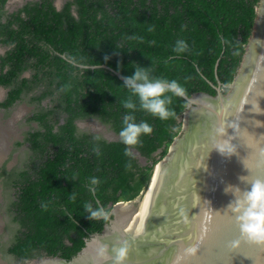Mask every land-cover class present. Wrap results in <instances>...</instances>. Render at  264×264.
<instances>
[{
  "label": "trees",
  "instance_id": "trees-1",
  "mask_svg": "<svg viewBox=\"0 0 264 264\" xmlns=\"http://www.w3.org/2000/svg\"><path fill=\"white\" fill-rule=\"evenodd\" d=\"M7 1L0 0V44L9 47L0 55V87L9 92L0 107L13 106L24 94L33 93L29 103L52 99V106H38L30 119L42 129L27 136L35 178L23 170L14 181L21 187L13 219L19 228L8 252L20 260L45 254L71 259L89 234L108 223L89 220L85 204L96 208L99 200L109 210L111 202L141 197L180 132L187 106L184 98L172 97L176 115L166 121L133 113L137 123L153 128L131 148L147 159L142 165L133 151L125 155L129 146L121 139L78 133L77 120L96 118L119 135L130 111L122 101L131 95L110 71L80 65H108L130 76L138 64L151 67L153 77L178 81L189 96L214 95L218 79L229 85L237 73L259 0H71L61 10L53 0H41L8 15ZM178 40L189 50L174 52ZM93 177L98 185H91Z\"/></svg>",
  "mask_w": 264,
  "mask_h": 264
},
{
  "label": "water",
  "instance_id": "water-1",
  "mask_svg": "<svg viewBox=\"0 0 264 264\" xmlns=\"http://www.w3.org/2000/svg\"><path fill=\"white\" fill-rule=\"evenodd\" d=\"M255 12L233 81L211 83L214 95L198 91L184 97L181 130L154 166L142 196L114 204L103 230L91 234L71 259L45 255L33 264H112L111 259H98L97 241L108 246L109 256L114 246L127 241L125 264H264V245L241 236L228 209L235 197L224 191L228 185L250 189L240 177L264 180V0ZM84 66L104 68L122 80L108 65ZM222 141L235 154L224 156L214 148ZM236 240L239 244L233 247ZM189 247L198 249L195 255L187 253Z\"/></svg>",
  "mask_w": 264,
  "mask_h": 264
},
{
  "label": "clouds",
  "instance_id": "clouds-1",
  "mask_svg": "<svg viewBox=\"0 0 264 264\" xmlns=\"http://www.w3.org/2000/svg\"><path fill=\"white\" fill-rule=\"evenodd\" d=\"M189 50L188 44L183 40H178L173 48L176 53H184ZM105 61L109 57L105 56ZM101 67L100 64H98ZM87 67V66H84ZM119 67V66H118ZM135 71L130 76H122L123 87L128 89L131 95L122 101L123 107L130 110L123 116V127L119 132L121 142L129 147L125 148V155L132 157L131 148L141 144V137L151 135L153 128L146 121L136 122L135 111L142 110L150 115L159 118L162 121L175 117V110L170 108L173 100L172 97H186V89L176 80H168L165 78L153 77L151 75V67H142L135 64ZM170 94V95H169ZM135 97L136 99H133ZM137 100L139 104L137 105ZM220 135L224 134V130H218ZM214 148L224 156H232L235 154L232 146L227 142H218ZM96 151V149H94ZM98 154V152H97ZM131 167V163L127 165ZM251 185L250 189L241 190L237 186L228 185L225 193H232L235 199L228 205L235 217L236 223L242 237L257 245H264V180H249L248 177H240ZM100 181L93 177L91 185H98ZM94 192V188L90 189ZM75 196L73 195V199ZM85 211L89 214V220H103L106 223L110 220L112 212L104 207L97 206L93 208L92 204H85ZM239 240L233 241L232 246L236 247ZM96 255L98 259L107 261L112 260V264H125L129 253V245L124 241L119 246L111 249L112 255L109 256V249L106 244L97 241ZM198 249L189 247L187 253L195 255Z\"/></svg>",
  "mask_w": 264,
  "mask_h": 264
},
{
  "label": "flooded vegetation",
  "instance_id": "flooded-vegetation-1",
  "mask_svg": "<svg viewBox=\"0 0 264 264\" xmlns=\"http://www.w3.org/2000/svg\"><path fill=\"white\" fill-rule=\"evenodd\" d=\"M13 1L14 0H8L5 5L4 11L7 15L15 11H18L19 9L24 7L27 3L37 2L41 0H22L23 2H21L17 7H13L14 6ZM68 1L71 0H58V1L53 0V4L56 6L58 10H61ZM59 4L61 5L58 6ZM1 47L5 48V51L4 53H0V55H4L5 52L9 49V47L0 44V48ZM25 75L26 77H29L30 73H26ZM2 90L3 92H5L4 94L1 93ZM8 92H9L8 88L0 87V102H3L7 98ZM32 95L33 93L29 95L24 94L22 96V100L17 101L13 106L7 109L0 107V112L6 116L9 115L12 118L13 115H17V117H14V119H17L18 126H20L19 127L20 132L19 131L18 133L16 132V134L10 139V142L8 141V139L10 138V136L8 137V133L4 134L0 139L1 140L0 141V211L5 213L6 223H7L4 229L6 230V232L0 233V264H2L1 261H3V258H5L6 260L15 259L18 262V264H33L34 260L46 255L45 254L41 257L20 260L12 253L8 252V248L11 246L16 234L18 233L17 231L19 228V224L13 219L16 216L15 202L18 201L19 199L21 187L16 185L14 181L18 178V174L23 170H30L31 178L33 179L35 178V173H33L32 171V168L34 167L33 164L35 162L33 160L34 153L31 151V144L27 140V136L29 132H34L36 130L39 129L42 130V129L38 122L31 121L30 119L34 115L38 106H44V107L52 106V102H51L52 99L50 98L43 100L40 104L29 103V99ZM22 104L28 105L27 106L28 109L25 111H21L20 109H18L19 106ZM19 110L21 111V113L17 114V111ZM63 122H64V116L61 117L58 125L62 124ZM90 122H95L96 129L91 127L92 123ZM88 123H90V126H87ZM76 126L78 133H87L95 137L100 136L109 142L115 141V140H111L114 137H117L116 140H118V138L120 139V136L117 135L111 129L110 126L103 124L102 122H100V120L96 118L77 120ZM57 127L58 126H56V128ZM100 127L103 128L104 131L99 130ZM4 149H6L5 156L1 158V153H3ZM137 158L142 165H146L148 163L146 158L143 159L138 156ZM8 180L11 181L10 185H7ZM116 203L117 202L115 203L111 202L108 204V208L110 211H112L113 205ZM97 204L100 207H104L99 200H97ZM91 234H89V236L85 238V241L87 238L90 237ZM66 243H68L67 240Z\"/></svg>",
  "mask_w": 264,
  "mask_h": 264
},
{
  "label": "rangeland",
  "instance_id": "rangeland-1",
  "mask_svg": "<svg viewBox=\"0 0 264 264\" xmlns=\"http://www.w3.org/2000/svg\"><path fill=\"white\" fill-rule=\"evenodd\" d=\"M58 1V0H57ZM21 2H23L22 0H14L13 1V7H17ZM58 4V3H57ZM61 4H59L58 6H60ZM5 48L1 47L0 48V53H4ZM2 94H4L5 92H3V90L1 91ZM1 94V95H2ZM28 105L26 104H22L19 106L18 109H20L21 111H25L28 109L27 107ZM17 111V114H20L21 111ZM14 117H17V115H13V117L11 118L9 115H4L0 112V139L2 138V136L6 133H8V137L10 136V138L8 139V141L10 142V139L16 134V132L18 133V131L20 132V126H18V122L17 119H14ZM91 127H93L94 129H96L95 127V122H90ZM90 123L87 124V126H90ZM99 130L104 131L103 128H99ZM106 133V132H104ZM1 141V140H0ZM8 143V142H7ZM5 150L3 151V153H1V158H3L5 156ZM157 158H160L159 156ZM12 164V161H11ZM5 225H7L6 223V215L4 212L0 211V233L1 232H6L5 229ZM7 234V233H6ZM8 259V258H7ZM2 264H18V262L15 259H8L6 260L5 258H3V261H1Z\"/></svg>",
  "mask_w": 264,
  "mask_h": 264
}]
</instances>
